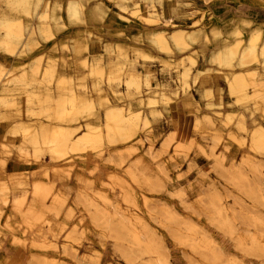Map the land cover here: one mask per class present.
<instances>
[{
	"label": "rangeland",
	"instance_id": "obj_1",
	"mask_svg": "<svg viewBox=\"0 0 264 264\" xmlns=\"http://www.w3.org/2000/svg\"><path fill=\"white\" fill-rule=\"evenodd\" d=\"M72 1L49 0V6L47 0L41 2L38 9L51 32L39 36V45L33 44L32 52L23 55L18 45L11 55L0 43V192L4 189L0 193V264H264V151L257 152L250 146L259 126L253 118L263 120L264 127V113L255 104L259 99L251 96L243 101L241 91L237 95L228 87L230 81L241 76L249 84L242 92L264 93V57L260 56L264 0H151L152 12L171 15L174 26L187 29L186 44L179 50L175 41L171 43V30L165 32L169 49H157L148 40L149 30H158L162 24L157 17L149 16L145 0H100L102 16L89 18L79 16L88 12L93 0H76L75 11ZM123 2L128 10L121 8ZM135 5L140 8V17L133 12ZM10 8L0 0L1 14L9 12L14 20L30 16L22 7ZM76 10H80L79 19ZM140 13L148 19H142ZM239 16L251 18V29L230 36L227 31L232 29L231 21ZM201 26L206 29L199 31ZM217 31L222 37L216 36ZM6 33L0 24V39ZM256 34L260 39L257 57L242 58L249 38ZM220 39L231 46L237 39L242 41L230 64L208 58L214 41ZM74 48L77 52L82 48L81 52L90 51L91 68L98 64L104 72L92 73L87 64L80 65ZM138 49L146 59L135 52ZM133 54L136 60L129 57ZM133 60L141 71L140 85H133L134 100L155 94L157 105L147 101L141 105L149 120L140 119L135 137L111 142L105 136L107 105L121 102L127 110L138 109L130 105V92L117 100L111 89L113 85L121 90L123 79L132 78L129 70L136 63ZM215 62L224 64L220 67ZM108 65L122 68L123 75L115 82L108 81ZM187 70L185 82L182 77ZM147 79L153 85L162 82V86L154 91ZM97 81L107 89L99 91ZM169 84L178 92L163 98ZM79 93L90 100V106L71 121L58 119L62 106L68 112L73 110L77 103L70 98ZM153 106L157 109L155 116L150 113ZM40 123L48 124L51 130L59 127L56 132L81 126L73 137L87 123L99 124L104 140L101 147L54 150L52 145L61 135H54V141L52 133L40 136ZM19 124L33 125L31 132L38 133V142L17 130ZM40 181L43 189L37 183L38 190L33 184Z\"/></svg>",
	"mask_w": 264,
	"mask_h": 264
},
{
	"label": "bare ground",
	"instance_id": "obj_2",
	"mask_svg": "<svg viewBox=\"0 0 264 264\" xmlns=\"http://www.w3.org/2000/svg\"><path fill=\"white\" fill-rule=\"evenodd\" d=\"M7 4H8V6H9V8L10 7H12V8H10L11 10H17V9H19L20 7H22V9H23V13H26L27 15H30V16H28V19L26 20H21L20 18H19V20H14V19H12L10 16H9V12H6V13H4V12H2L3 14H1V12H0V24L1 25H3L4 26V28H6V30H7V33H6V35H5V37H3L2 39H0L1 41H0V43L3 45V46H5V50L7 51V52H9L11 55L12 54H15V48H16V46H20L19 47V49H18V47H17V50H20V53L21 54H23V53H25V52H27L28 53V51H30L31 49H32V46H33V44H35L37 41H38V38H39V36L40 35H42L43 33H44V35H45V32H49V30L51 29H49V23L45 20V22L43 21V19L42 18H44L42 15H40V11H39V9H38V7H39V5L41 4V2L43 3V0H4ZM46 1V0H45ZM71 1V0H70ZM79 1V0H78ZM78 1H76V0H74V1H72L71 3H72V5L74 4V7H72V10L73 9H76V6H78L76 3H78ZM122 1H124V0H122ZM129 1V0H128ZM132 2V1H131ZM143 2V1H142ZM205 2V1H204ZM214 2V1H213ZM70 3V2H69ZM87 3H88V1H87ZM101 1H98V2H94L93 3V5L92 6H89V8H88V12H86V13H84L83 15H81V16H79V17H87L88 16V18H89V16L90 17H93V16H102V14H103V10L101 9L102 7H101ZM139 3V2H138ZM137 3V4H138ZM45 4V3H44ZM55 4V3H54ZM53 4V5H54ZM57 4H59V3H57ZM56 4V5H57ZM104 4V3H103ZM46 5L47 6H49V0H47V2H46ZM69 5V4H68ZM84 5V4H83ZM82 5V6H83ZM106 5V4H105ZM45 6V5H44ZM59 6V5H58ZM62 6V5H61ZM71 6V5H70ZM80 6V5H79ZM136 6V5H135ZM150 6H154V5H152V1L151 0H145V7L148 9ZM60 7V6H59ZM58 7V8H59ZM134 7V6H133ZM139 6H136L135 7V11L133 10V12L135 13V14H137L138 12H139V10H140V8H138ZM45 8V7H44ZM48 8V7H47ZM50 8H52V7H50ZM57 8V7H56ZM55 8V6H54V9H56ZM66 8H68V7H66ZM70 8V7H69ZM83 9L85 8L84 6L82 7ZM81 8V9H82ZM121 8H124V9H126L127 8V5L126 4H124V2L121 4ZM131 8H132V6H131ZM208 8V7H207ZM54 9H53V11H54ZM61 9H62V7H61ZM129 8H127V10H128ZM201 9V8H200ZM214 9V8H213ZM48 9H46V11H47ZM70 10H71V8H70ZM143 10H145V9H143ZM203 10V9H202ZM226 10V9H225ZM5 11V10H4ZM51 11H52V9H51ZM67 11H69V10H67ZM73 11H75V10H73ZM78 10H76V12H74L75 14H77V16L75 15V17H78V15H79V11L77 12ZM148 11H150L151 12V15L149 14V16L150 17H152V16H154V17H157L158 18V20H160L159 22L162 24L161 26H159L160 28L158 29V30H155V29H150L149 30V39L148 40H150L151 42H152V44H154L156 47H157V49L159 48V49H169L170 47H169V42H168V39H167V37H166V34H165V32H166V30H171V36H170V38L172 37L173 38V41H172V39H170L171 40V43L172 42H176V44H178L179 45V47H178V50L179 49H181L182 47H180V45H182V44H184L186 41H185V37L187 36L186 34H187V29L185 28V27H180V26H174V21L169 17V18H167V17H165V15H156L154 12L155 11H151L150 10V8L148 9ZM210 11V10H209ZM11 12V11H10ZM83 12V11H82ZM82 12H80L81 14H82ZM127 12V11H126ZM222 12H224V11H222ZM12 13V12H11ZM13 13H14V11H13ZM12 13V14H13ZM70 13H72L71 11H70ZM69 13V14H70ZM73 13V14H74ZM192 13V12H191ZM202 13H204V12H202ZM42 14V13H41ZM52 14H54L53 12H52ZM68 14V13H67ZM68 14V15H69ZM72 15V14H71ZM140 15H141V17H142V19L145 17L142 13H140ZM203 15V14H202ZM24 16V15H23ZM26 16V15H25ZM48 16V15H47ZM52 16V15H51ZM106 16V15H105ZM118 16V15H117ZM120 16V15H119ZM121 16H123L122 18H124V20H125V18L126 19H128V17L127 16H125V15H121ZM137 16H139V14H137ZM212 16V15H211ZM210 16V17H211ZM34 17H36L37 19V21H36V24L35 25H33V18ZM56 17V16H55ZM74 16H73V18H75ZM79 17H78V19H79ZM110 17H112V16H110ZM140 17V16H139ZM26 18H27V16H26ZM59 18V17H58ZM72 18V17H71ZM104 18V17H103ZM157 18H156V20H157ZM45 19V18H44ZM48 19V18H47ZM50 19H53V18H50ZM57 19V18H56ZM69 19H70V17H69ZM76 19V18H75ZM105 19V18H104ZM145 19H148L147 17H145ZM151 19H153V18H151ZM150 19V20H151ZM203 19V18H202ZM214 19H215V17H214ZM217 19V18H216ZM232 19V18H231ZM251 19V18H250ZM249 19V20H250ZM253 19V18H252ZM54 20V19H53ZM60 20H61V17H60ZM84 20H85V18H84ZM149 20V21H150ZM155 20V18L153 19V21ZM157 20V21H158ZM249 20H248V18H245V17H241V16H239V17H237V18H234V19H232V21H231V23H232V25H231V27L230 28H232V29H229L228 31H227V33L230 35H232V34H235V32H238V33H242V32H245V31H247V30H249V29H251L249 26H250V22H249ZM63 20H61V22H62ZM76 21H78L77 19H76ZM102 21H103V19H102ZM128 22H129V20H127ZM148 21V20H147ZM208 21V20H207ZM212 21V20H211ZM58 23H59V21H57ZM79 22V21H78ZM82 22H83V20H82ZM85 22V21H84ZM199 21L197 20V23H198ZM201 22V21H200ZM220 22V21H219ZM223 22V21H222ZM221 22V23H222ZM228 22V21H227ZM249 22V23H248ZM63 23V22H62ZM80 23H81V19H80ZM112 23V22H111ZM253 23V22H252ZM53 24H54V21H53ZM55 24H56V22H55ZM121 24V23H120ZM152 25L153 24V22L152 23H149V25ZM155 24V23H154ZM209 24V23H208ZM214 24V23H213ZM249 24V25H248ZM254 24V23H253ZM258 24V23H257ZM264 24V23H263ZM57 25H59V24H57ZM122 25H123V23H122ZM183 25V24H182ZM192 26H193V24H191ZM207 25V24H206ZM210 25V24H209ZM223 25V24H222ZM259 25V24H258ZM61 26V25H60ZM64 26V24H62V27ZM196 26V25H195ZM215 26V25H214ZM219 26V25H218ZM228 27V26H227ZM55 28V27H54ZM64 28V27H63ZM120 29V27H117V29ZM221 28V27H220ZM58 29V28H57ZM59 29H61V28H59ZM59 29L57 30V31H59ZM122 29H123V27H122ZM125 29V28H124ZM206 29V27L205 26H201V27H199V31H203V30H205ZM213 29V27L211 28V30ZM219 29V28H218ZM258 29V28H257ZM260 29V28H259ZM257 30L258 32H261V30ZM262 29V28H261ZM53 30V29H52ZM196 30V29H195ZM211 30H210V33H211ZM215 30V27H214V29L212 30V31H214ZM220 30V29H219ZM56 31V32H57ZM122 31V30H121ZM124 31V30H123ZM198 31V30H197ZM198 31V32H199ZM50 32H51V30H50ZM87 32H88V30H87ZM196 32V31H195ZM54 33V32H53ZM52 33V34H53ZM77 33H79V31L77 32ZM147 33H148V31H147ZM146 33V34H147ZM189 33V32H188ZM202 33V32H201ZM205 33V35H207L206 34V32H203V34ZM80 34H81V32H80ZM84 33L82 32V35H83ZM90 34H92V33H90ZM119 34V33H118ZM124 33H122V35H123ZM137 34H138V31H137ZM190 34H191V32H190ZM212 34V33H211ZM227 34V35H228ZM253 34V33H252ZM258 34V33H257ZM256 34V35H257ZM261 34V33H260ZM75 35V34H74ZM73 35V36H74ZM117 35V34H116ZM121 35V36H122ZM125 35V34H124ZM132 35V34H131ZM195 35H196V33H195ZM218 35L220 36V34L218 33V31L216 32V36L218 37ZM226 35V34H225ZM230 35V36H231ZM50 36V35H49ZM52 36L53 35H51V37H50V39L52 38ZM91 36V35H90ZM197 36V35H196ZM214 36V39H215V35H213L212 34V37ZM233 36V35H232ZM242 36V35H241ZM198 37H199V35H198ZM220 37H222V35L220 36ZM63 38V37H62ZM61 38V40H63ZM74 37H72L71 39H73ZM82 38V37H81ZM84 38H86V37H84ZM135 38H136V35H135ZM139 38V37H138ZM206 38V37H205ZM219 38V37H218ZM226 38H228V37H226ZM47 39H49V37H46V40ZM194 39H197V38H194ZM258 39H259V35H257V36H253V35H251V38H249V42H248V46L247 47H245L246 48V50L244 51L245 53H241V57L242 58H247V57H251V56H253L254 58H256L257 57V50H256V45H257V42H258ZM45 40V39H44ZM43 40V41H44ZM77 40H79V39H76L75 41L77 42ZM87 40V39H86ZM137 40H139V39H137ZM187 40H189V38H187ZM207 42H209L207 39H205ZM260 40V39H259ZM83 41V40H82ZM226 41H228V40H225V42ZM81 42V41H80ZM122 42V41H121ZM140 42V41H139ZM241 40H238L237 39V41L235 42V44H233V46H231V45H227L226 43H224V41L222 40V39H220V40H215L214 41V47L212 48V51H211V53H210V56L208 57L209 58V60H211L212 62L213 61H215V60H219V61H225L224 63H226V62H228V64H230L232 61V59H234V57H236V55H237V53H238V50L240 49L239 48V46H240V44H241ZM64 43V42H63ZM82 43H84V42H82ZM112 43V42H111ZM150 43V42H149ZM191 43V42H190ZM189 43V44H190ZM229 43H231V42H229ZM247 43V42H246ZM37 44H38V42H37ZM79 44H81V43H79ZM79 44H75L76 46L75 47H80V49H81V46L79 45ZM108 44V43H107ZM113 44V43H112ZM110 45V44H108V45H110V46H113V45ZM117 44H119V43H117ZM121 44V43H120ZM173 44V43H172ZM186 44V43H185ZM39 45V44H38ZM78 45V46H77ZM86 45V44H85ZM84 45V46H85ZM125 45V44H124ZM211 45V44H210ZM242 45V44H241ZM34 46H36V45H34ZM86 46H88V45H86ZM85 46V47H86ZM186 46V45H185ZM191 46V45H190ZM79 47H78V49H79ZM84 47V48H85ZM108 47V46H107ZM122 47V46H121ZM135 47V46H134ZM137 47V46H136ZM135 47V48H136ZM244 47V46H243ZM26 48V49H25ZM84 48H82V50L84 49ZM86 48H88V47H86ZM86 48H85V50H86ZM139 48V47H138ZM261 48V50H260V56H263L264 57V42H263V44H262V46L260 47ZM35 49H36V47H35ZM73 49V48H72ZM75 49V48H74ZM79 49V50H80ZM146 49V48H145ZM183 49V48H182ZM68 50V49H67ZM76 50V49H75ZM74 50V51H75ZM81 50V51H82ZM107 50V49H106ZM242 50V49H241ZM34 51V50H33ZM78 50H76V53H75V55H76V57L80 60V62L82 63V64H87L88 65V51H86V52H81V51H79V52H77ZM84 51V50H83ZM243 51V50H242ZM6 52V53H7ZM30 52H32V50L30 51ZM135 52H137V53H141L143 56H145V59H146V57H147V55H145L144 53H142L143 51H141L140 49H138L137 51L135 50ZM181 52V51H180ZM8 53V54H9ZM147 53V52H146ZM178 53H179V51H178ZM190 54V53H189ZM24 55V54H23ZM26 55V54H25ZM139 55V54H138ZM196 55H198V54H196ZM195 55V56H196ZM15 56V55H14ZM37 57V56H36ZM55 57V56H54ZM138 57V56H137ZM153 57V56H152ZM6 58V57H5ZM132 58V57H131ZM55 59V58H54ZM159 59V58H158ZM183 59V58H182ZM240 59V58H239ZM100 60V59H99ZM135 60H136V58H135ZM135 60H133L132 62L134 63V62H136ZM164 60V59H163ZM194 60V59H193ZM255 60V59H254ZM130 61V60H129ZM166 61V60H165ZM234 61V60H233ZM79 62V61H78ZM97 62V61H96ZM181 62H183V61H181ZM210 62V61H209ZM254 62H256V61H254ZM177 63H178V61H177ZM215 63H217V62H215ZM224 63H222V64H224ZM56 64V63H55ZM55 64H54V66H55ZM97 64V63H96ZM170 64V63H169ZM183 64V63H182ZM212 64V63H211ZM217 64H219V63H217ZM221 63L218 65V66H220L221 67V65H222ZM17 65V64H16ZM98 65V64H97ZM97 65H95V67H93V68H91V66L90 65H88V67H90V71L92 72V73H103L104 72V69H102V68H104V67H101V68H98L97 67ZM100 65V64H99ZM134 65V64H133ZM171 65V64H170ZM40 66V65H39ZM101 66V65H100ZM109 66V65H108ZM127 66V65H126ZM176 66V65H175ZM178 66V65H177ZM224 66V65H223ZM181 67H183V66H181ZM56 68V67H55ZM54 68V69H55ZM184 68V67H183ZM187 68V67H186ZM228 68V67H227ZM231 68V67H230ZM47 69V68H46ZM49 69H51V68H49ZM49 69H47V70H49ZM232 69H233V67H232ZM8 70L9 69H7V72H8ZM52 70V69H51ZM56 70V69H55ZM209 70V69H208ZM211 70V69H210ZM12 71V70H11ZM130 72V74H131V76H132V78H126L125 80L123 79V81L125 82V85H126V87H127V89H125V88H123L122 87V89H125V90H127L128 92H130V93H128V92H126V93H128V94H130V96H131V102H130V105H136V106H138L137 108V110L136 109H133V107H129V109L127 110L126 108H124L125 106H123V104L122 105H119L118 103H110V104H108L107 105V108H106V111H105V136H106V138L109 140V141H117V140H125L126 141V139H129V138H131L132 136L133 137H135L134 135L135 134H137L138 132H137V129H138V127H139V121H140V119L141 118H145L146 119V122H148V117H146V115L144 116L143 115V112L141 111L142 109H141V105L142 104H144L146 101L148 102V103H151V104H155V105H157V102H156V96H155V94L154 95H151V96H149L148 98L146 97L145 99L144 98H139L138 100H134V95H135V92H133V89H134V87H133V85H137V86H139L140 85V82H139V79L138 78H140V76H141V74L134 68V66H132V67H130V70H129ZM207 71V70H206ZM212 71V70H211ZM45 73H46V71H44ZM50 71H48V73H49ZM55 72V71H54ZM54 72H52V73H54ZM209 72V71H208ZM36 73V72H35ZM47 73V74H48ZM108 81H109V83H111L112 81H116V80H118L119 78H120V76L121 75H123L122 74V68L120 67V68H118V66H109V68H108ZM183 73V72H182ZM239 73V72H238ZM238 73H236V75L238 74ZM188 74H189V70H187L186 72H184L183 73V79L180 77V79H182V80H184L185 82H187V76H188ZM201 74V73H200ZM246 74V73H245ZM51 75V74H50ZM53 75V74H52ZM55 75V74H54ZM179 75V74H178ZM177 75V76H178ZM235 75V74H234ZM234 75H232V76H234ZM242 75V74H241ZM48 76V75H47ZM66 76V75H65ZM64 76V80L62 79V81H65V79H66V77ZM130 76V77H131ZM195 76V75H194ZM198 76V75H197ZM197 76H195V77H197ZM226 76H227V74H226ZM45 78H46V75L44 76ZM49 77V76H48ZM47 77V78H48ZM123 77V76H122ZM121 77V78H122ZM236 77V76H235ZM249 77H250V75H249ZM256 77V76H255ZM255 77H253L252 76V78L254 79ZM69 78V81H70V77H68ZM147 78V77H146ZM232 79V78H231ZM234 79V78H233ZM99 80V79H98ZM122 80V79H121ZM181 80V81H182ZM197 80V79H196ZM2 81V79L0 80V82ZM60 81H61V79H60ZM60 81L58 82V83H60ZM61 81V82H62ZM68 81V80H67ZM72 81V80H71ZM102 81V80H101ZM251 81V80H250ZM255 81V80H254ZM147 84L148 85H150V89H152V90H154V91H156L157 89H159V87L158 86H162L161 85V83L158 85H155V86H157V87H154L150 82H149V79H147ZM189 82V81H188ZM228 82V81H227ZM57 83V84H58ZM65 83H67V82H65ZM65 83L63 84V85H65ZM120 83H121V81H120ZM229 83V82H228ZM252 83V85L254 84L255 85V82H251ZM19 84V83H18ZM61 84V83H60ZM69 84V83H68ZM95 84V83H94ZM100 84H102V83H98V81H97V83L95 84L96 85V87L98 88V89H100L99 91H103V90H106L105 88L103 89L102 87V85H100ZM184 84V83H183ZM109 85V84H108ZM247 85L249 86V84H247V82H246V79L244 78V77H241V76H238V77H236V79L233 81L232 80V82L230 81V85H228V87H230V89L229 90H231L232 92L231 93H237V95H238V92L237 91H241V92H239V93H241V97H242V100L244 101V99L243 98H245V99H247L248 97H251V96H254L253 98H257V100L258 101H256L255 102V104H258V108H261L262 109V111H263V113H264V93H256V94H251V93H249V92H242V91H244L246 88H248L247 87ZM253 85V86H254ZM58 86V85H57ZM79 86V85H78ZM152 86V87H151ZM63 87V86H62ZM66 86H64V88H65ZM94 87V86H93ZM110 87V86H109ZM186 87V86H185ZM261 87H263V86H261ZM60 88H61V86H60ZM118 88H119V86H118ZM117 87H115V86H113V85H111V89H112V91H113V94H115V97H116V99L117 100H121L122 98H123V96L125 95V93L123 94V92L121 91V90H119ZM9 90V89H8ZM172 90H173V88H172ZM262 90V89H261ZM59 91V90H58ZM67 91V90H66ZM65 91V92H66ZM187 91V90H186ZM52 92V91H51ZM62 92H63V88H62ZM65 92H63L64 94H65ZM178 91H175V92H173V94L175 95L176 93H177ZM256 92H259V91H256ZM48 93H49V91H48ZM67 93V92H66ZM73 93V92H72ZM103 93V92H102ZM152 93H155V92H152ZM169 93V92H168ZM163 93L162 94V97L163 98H167L168 99V97H171L173 94H171V93ZM50 94V93H49ZM60 94V93H59ZM81 93H79V95L78 96H80V97H78V96H72V98H70L71 99V101L74 103L75 101H76V105L75 104H73V107H72V111H70L69 110V112L67 111L68 109L66 108V107H61L60 108V110H58V116L59 117H57L58 119L59 118H62V120L64 119V120H70L71 121V119H74V117H76L75 115L76 114H78V113H80L82 110H86L89 106H90V100H87V97L86 96H82L81 97V95H80ZM85 94V93H84ZM83 94V95H84ZM128 94H126V95H128ZM187 94V93H186ZM51 95V94H50ZM74 95V94H73ZM211 95V94H210ZM240 95V94H239ZM42 96V95H41ZM60 96H61V98H62V96L64 97V95H62V93L60 94ZM70 96V97H71ZM104 96H106V95H104ZM5 97V96H4ZM50 97V96H49ZM52 97V96H51ZM50 97V98H51ZM99 97V96H98ZM128 97V96H127ZM57 98H58V95H57ZM66 98V97H65ZM129 98V97H128ZM209 98V97H208ZM55 99V101L57 100L56 98H54ZM107 99V98H106ZM172 99V98H171ZM59 100V99H58ZM79 100V101H78ZM92 100V99H91ZM248 100V99H247ZM261 100V102H259ZM5 101V100H4ZM61 101V100H60ZM99 101V103H100V99L98 100ZM7 102V101H6ZM117 102V101H116ZM126 102V101H125ZM162 102V101H161ZM172 102V101H171ZM258 102V103H257ZM60 103V102H59ZM58 103V104H59ZM79 103V104H78ZM121 103V102H120ZM164 103V102H163ZM166 103H167V101H166ZM170 103V102H169ZM56 104V103H55ZM64 104V103H63ZM72 104V103H71ZM8 105V104H7ZM147 105V104H146ZM230 105V104H229ZM169 106V105H168ZM54 108V107H53ZM170 108V107H169ZM257 108V107H256ZM150 109V108H149ZM54 110H55V108H54ZM52 111V110H51ZM35 112V111H34ZM68 112V113H67ZM216 112V111H215ZM51 113V112H50ZM150 113L151 114H153L154 116H155V114H157V109L153 106V107H151V111H150ZM158 113H159V110H158ZM219 113V112H218ZM66 114H67V116H66ZM231 114V113H230ZM23 115V114H22ZM204 115V114H203ZM234 115V114H233ZM232 115V116H233ZM237 115V114H236ZM51 116H53V115H51ZM205 116H207V115H205ZM211 116V115H210ZM49 117V116H48ZM153 117V116H152ZM198 117H199V115H198ZM143 118V119H144ZM242 118V117H241ZM143 119H142V121H143ZM211 119H212V117H211ZM243 119V118H242ZM195 120V119H194ZM196 120H200V119H196ZM201 120H202V118H201ZM213 120V119H212ZM244 120V119H243ZM196 122V121H195ZM244 122V121H243ZM22 123V122H21ZM42 123H43V121H42ZM42 123H40V126H41V124ZM91 123V122H90ZM90 123H87L86 125H85V129H83V131L82 132H80V133H78L77 134V137H73V133H77L76 131H78L79 129H80V127L81 126H68V127H63L62 128V130H60L59 132H56L55 130L56 129H58V128H56L55 130H51L50 128H47V127H49V126H47L46 127V125H48V124H46L45 126L43 125V128H41V130H38L39 131V134H41L40 136H44V135H49V136H51L52 134H53V137H54V135H56L57 137L56 138H58L59 136L58 135H61V137H60V140L58 141L57 139V141L55 142V144L54 145H52V146H54L55 147V149L52 147V149H54V150H67L68 148H71V150H73V151H75V150H82V149H85L86 147H88V146H92V147H95V146H98L99 144H101L102 142H103V140H104V134H103V132H102V129H101V126L99 125V124H90ZM256 123V125H259L256 129H255V131H254V133L252 134V137H251V144H250V146L252 147V148H254L257 152H263L264 151V127H263V124L261 123V122H259V121H257V119L256 120H254V124ZM101 124V123H100ZM202 124V123H201ZM243 124V123H242ZM242 124H240V125H242ZM244 125V124H243ZM35 126V125H34ZM50 126H52V125H50ZM210 126H212V125H210ZM32 127H33V125L30 127L29 125H25V124H19V125H17V130H21L23 133L22 134H24V136L25 137H27V136H29L30 135V139L32 140V141H34V142H38V140L40 139V138H38V133L37 132H35V131H32L31 132V129H32ZM39 127V125H37V128ZM56 127V126H55ZM244 127V126H243ZM40 128V127H39ZM61 128V127H60ZM36 130V129H35ZM143 130V129H142ZM41 131V132H40ZM58 131V130H57ZM50 132V133H49ZM52 133V134H51ZM234 134V133H233ZM140 136V135H139ZM139 136H137V137H139ZM230 136V135H229ZM236 136V135H235ZM46 137H48V136H46ZM141 137V136H140ZM237 137V136H236ZM45 139H50V138H45ZM52 140L53 139H55V137L54 138H51ZM51 139H50V141H51ZM132 139V138H131ZM142 139V138H141ZM43 141V140H42ZM50 141H47L48 143L50 142ZM54 141V140H53ZM52 141V142H53ZM106 141V140H105ZM120 142V141H119ZM124 142V141H123ZM136 142V141H135ZM135 142H133V143H135ZM130 143H132V142H130ZM137 143V142H136ZM70 144V145H69ZM130 145V144H129ZM137 145V144H136ZM139 145V144H138ZM137 145V146H138ZM131 146V145H130ZM129 146V147H130ZM249 146V147H250ZM99 147H101V145H99ZM142 147V146H141ZM131 148V147H130ZM137 148V147H136ZM143 148V147H142ZM141 148V149H142ZM132 149V148H131ZM138 149V148H137ZM96 150H98V149H96ZM128 150V149H127ZM130 150V149H129ZM146 150V149H145ZM42 151V150H41ZM50 151V150H49ZM147 151V150H146ZM148 151H149V149H148ZM147 151V154L150 152H148ZM136 152H138V151H135V153ZM145 152V151H144ZM69 153V152H68ZM102 153V152H101ZM134 153V152H133ZM132 153V154H133ZM54 154V153H53ZM60 154V153H59ZM62 154V153H61ZM100 154V153H99ZM131 154V155H132ZM64 155V154H63ZM109 156V155H108ZM59 157V156H58ZM113 157V156H112ZM140 157V156H139ZM144 157V156H143ZM141 158V157H140ZM108 159V158H107ZM137 159V158H136ZM114 161V160H113ZM133 161V160H132ZM112 162V161H111ZM144 162V161H143ZM135 164V163H134ZM144 164V163H143ZM130 167V166H129ZM128 167V168H129ZM132 167V166H131ZM127 168V167H126ZM127 168V169H128ZM133 168V167H132ZM136 169V168H135ZM134 169V170H135ZM129 171H131V169L129 170ZM133 173V172H132ZM115 179V178H114ZM39 181V180H38ZM25 182H26V180H25ZM37 183H40L41 184V181L40 182H35V184H33V185H35L36 186V184ZM43 183H45V181L43 182ZM25 185H26V183H25ZM44 185H46V183L44 184ZM21 186V185H20ZM38 186H39V184H38ZM38 186H36L37 188H38ZM36 187H34V189L36 188ZM47 187V186H46ZM46 187H45V189H46ZM1 188V187H0ZM39 188H42V184H41V187L39 186ZM39 188H38V190H39ZM7 189V188H6ZM43 189V188H42ZM1 190V189H0ZM4 190V189H3ZM3 190H2V192H0L1 194H3ZM36 190V189H35ZM37 190V193L39 192ZM45 190H42V192L40 191V193L42 194L43 192H44ZM39 194V193H38ZM19 202V201H18ZM86 205V204H85ZM77 223V222H76ZM79 223V222H78ZM77 223V224H78ZM76 225V224H75ZM79 226V225H78ZM119 235V234H118ZM157 247V246H156ZM154 248V247H153ZM152 248V249H153ZM154 250V249H153ZM149 251H151L152 252V250H150L149 249ZM155 252V251H154Z\"/></svg>",
	"mask_w": 264,
	"mask_h": 264
},
{
	"label": "crops",
	"instance_id": "obj_3",
	"mask_svg": "<svg viewBox=\"0 0 264 264\" xmlns=\"http://www.w3.org/2000/svg\"><path fill=\"white\" fill-rule=\"evenodd\" d=\"M98 1H100V0H93V3H94V2H98ZM147 11H148V10H147ZM171 11H172V10H171ZM157 14H158V15H165V17H167V18L170 17V18L172 19V16H171V15H166V14H164V13H160V12H157ZM249 37H250V35H249ZM43 52H44V50H43L42 52H40L39 54L41 55V54H43ZM90 54H91V52L88 51V65L91 66V62H92L93 59L91 60L92 57H91ZM129 57H130V58L132 57L131 59H133V58L136 57V55H134V54H133L132 56L129 55ZM76 59H78V58L76 57ZM78 60H79V59H78ZM79 62H80V60H79ZM81 64H82V63L80 62V65H81ZM127 66H129V63H127ZM134 67H135V69L141 74L140 69L137 67V61H136L135 65H134ZM81 68H82V67H81ZM81 68H79L78 70L81 71ZM82 69H83V68H82ZM82 71H83V70H82ZM82 71H81V72H82ZM176 75H178V73H177ZM171 77L173 78L174 76L172 75ZM177 78H179V75L177 76ZM179 79H180V78H179ZM124 80H125V79H124ZM176 81H177V79H176ZM158 83H159V82L156 81L155 84H154V85L152 84V85H153L154 87H157V86H155V85H157ZM158 85H159V84H158ZM168 86L170 87V88H169V91H168L169 93L173 94V92L177 91V88H175L173 84H169ZM122 87L126 89L125 82L122 83V85L120 86V89H121V91H122L123 93L126 94L127 90L122 89ZM158 87H160V86H158ZM172 88H173V90H172ZM105 89H107V88H105ZM168 92H167V93H168ZM169 93H168V94H169ZM173 95H174V94H173ZM118 104H119V105H122V104H120V103H118ZM104 118H105V116H104ZM256 119H257V118L254 117V118H253V122H254V120H256ZM257 121L263 123V120H257Z\"/></svg>",
	"mask_w": 264,
	"mask_h": 264
}]
</instances>
